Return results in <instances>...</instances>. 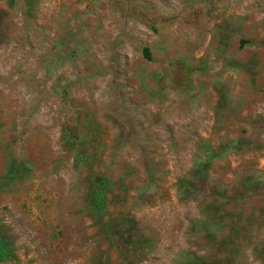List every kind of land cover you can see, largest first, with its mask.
Wrapping results in <instances>:
<instances>
[{"label": "rangeland", "instance_id": "obj_1", "mask_svg": "<svg viewBox=\"0 0 264 264\" xmlns=\"http://www.w3.org/2000/svg\"><path fill=\"white\" fill-rule=\"evenodd\" d=\"M0 240L264 264V0H0Z\"/></svg>", "mask_w": 264, "mask_h": 264}, {"label": "trees", "instance_id": "obj_2", "mask_svg": "<svg viewBox=\"0 0 264 264\" xmlns=\"http://www.w3.org/2000/svg\"><path fill=\"white\" fill-rule=\"evenodd\" d=\"M143 55L145 58L149 59L150 58V53L147 48L144 49ZM107 185V181L102 179L97 183V188H96V204L98 206H101L104 200V188ZM7 255V251L5 250L4 245L2 244L0 240V260L3 259Z\"/></svg>", "mask_w": 264, "mask_h": 264}]
</instances>
